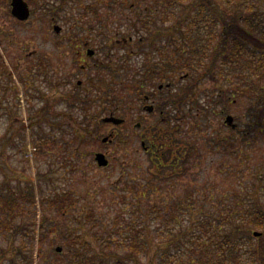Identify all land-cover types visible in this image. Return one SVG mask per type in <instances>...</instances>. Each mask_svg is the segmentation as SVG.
Returning a JSON list of instances; mask_svg holds the SVG:
<instances>
[{"label":"rangeland","instance_id":"obj_1","mask_svg":"<svg viewBox=\"0 0 264 264\" xmlns=\"http://www.w3.org/2000/svg\"><path fill=\"white\" fill-rule=\"evenodd\" d=\"M153 1L128 0V6L122 8L121 0H27L31 17L19 23L11 14V0H0V182L4 171L13 185L28 178L36 187L41 181L45 183L40 174L51 169L54 180L46 184V193L64 189L76 194L75 212H70L67 218L52 208L41 207L40 197H37L33 218L38 232L44 226L46 238L35 251L37 254V249L41 248L44 257L40 260L36 256L34 264H65L63 254L68 250V243L63 233L67 224L71 229L76 228L73 217L87 211L88 207L96 209L98 217L105 220L110 230L115 219L121 220L124 212L129 218L135 196L126 193L127 202L123 203L121 195L133 178L142 176L150 168V148L149 152L144 151L142 143L151 147L155 139L166 136L169 130L178 132L179 137L175 139L185 148L192 143L202 149L204 142L212 139L210 144L214 149L206 152L203 148L200 159L190 160L187 176L181 177L178 184L173 183L171 189L154 195L152 201L170 202L177 195L185 193L187 196L193 190H201V195L210 196L203 202L208 205L214 198L230 197L238 191L244 194L258 191L251 179L253 174L264 175V103L252 107L250 100L239 92L230 104H212L208 110L194 102L192 107L186 106L178 112L176 120L172 115L177 116L176 110L171 111L170 107L164 109L168 113L164 122L159 120L160 115L146 118L148 112L142 106L144 95L150 90H139L135 85L141 80L138 72L148 66L150 47L147 41L141 40L143 32L128 29L125 18L132 20L139 11L151 7ZM131 4L137 6L132 8ZM89 7L96 8L97 13H88ZM158 10H164L163 6ZM54 25L61 27L63 34L69 33L71 25L79 27L73 33L90 41V48L96 50L93 59L84 54L85 59L77 61V55L73 64L68 62L74 71L72 86L75 89L78 80L85 84L91 77L100 76L96 81L104 80L109 84L105 85L107 105L92 103L93 97L89 98L86 108L73 105L65 110L62 103L54 105V95L59 98L65 92L51 87V79L55 77L52 72L56 57L54 42L63 35L56 34ZM99 27L104 30L98 31ZM108 53L114 58L108 59ZM126 54L131 57L125 64L129 70L118 72L119 76L115 75L118 80H115L111 70L119 63L122 65ZM97 61L99 71H82V65H93ZM39 62L45 66L50 62L51 66L48 70L38 66L35 69ZM157 77L160 78V72ZM150 82L149 86L156 89L166 81L151 79ZM214 89L211 80L203 81L196 92L201 105ZM96 95L97 92L92 93ZM112 102L119 108L112 107ZM111 114L125 122L119 128L103 123L102 119ZM228 115L234 117L236 128L226 123ZM138 122L140 128H136ZM98 128L99 137H88L87 129L92 134ZM109 136L113 140L104 143L103 139ZM98 152L107 155L108 166L97 165L95 154ZM211 186L215 189L210 190ZM259 190L264 204V185ZM57 247L63 249L61 254H57Z\"/></svg>","mask_w":264,"mask_h":264},{"label":"trees","instance_id":"obj_2","mask_svg":"<svg viewBox=\"0 0 264 264\" xmlns=\"http://www.w3.org/2000/svg\"><path fill=\"white\" fill-rule=\"evenodd\" d=\"M121 1L122 8L128 6V0ZM161 5L164 10H158ZM89 9L88 13H97L96 8ZM125 20L128 29L143 32L141 40L149 44L144 77L155 79L159 70L160 79L166 76L175 84L178 74H187L184 96L178 86L169 95L168 108L176 110L177 116L169 114L175 120L178 112L194 102L208 110L212 104H230L239 92L252 107L264 103V0H155L132 20ZM107 58L114 56L108 53ZM123 58L122 65L110 71L115 80L118 72L129 70L125 64L131 57L126 54ZM207 79L215 82L217 90L201 105L196 92ZM203 119L207 122V116ZM99 130L92 134L86 131L88 137L96 139ZM177 137V131L169 130L148 146L149 170L133 178L121 195L123 203L127 202L126 193L135 196L129 218L124 212L110 230L94 207L73 217L76 228L67 224L63 233L68 243L65 264H264V204L259 190L264 175L253 174L251 179L258 191H238L230 197L214 198L208 205L203 202L210 196L201 195V190L177 195L170 202L163 203L161 197L152 201L154 195L187 176L190 160L200 159L203 148L206 152L214 149L212 139L201 149L192 143L185 148ZM51 172L40 174L45 183L41 181L36 187L28 178L13 185L4 171L1 174L0 264H34L36 256L40 260L44 257L41 248L35 253L46 238L44 226L38 232L33 218L38 196L41 207L52 208L61 216L67 218L75 212V193L64 189L46 193V184L54 180Z\"/></svg>","mask_w":264,"mask_h":264},{"label":"flooded vegetation","instance_id":"obj_3","mask_svg":"<svg viewBox=\"0 0 264 264\" xmlns=\"http://www.w3.org/2000/svg\"><path fill=\"white\" fill-rule=\"evenodd\" d=\"M11 14H12V8H11ZM13 16V15H12ZM14 17V16H13ZM31 17V16H30ZM29 17V19H30ZM14 19L19 22V23H24L27 22L29 19L25 21H21L14 17ZM56 27L59 28V30H56ZM79 27L75 25H71L68 27L69 33L63 34L61 32L62 28L59 27L58 25H54L53 29L56 32V34L61 36V39L55 40V54L56 57L53 59L55 60V63L53 65V74L55 77H53L51 80V87L52 89L55 90H65L64 93L60 94L59 98H56L54 95V100L55 104L57 103H62L65 106V110L68 108H72L73 105H79L83 108H86L88 106L87 103H89V98L93 97L91 99V102H97L105 106L106 103V95H105V85L109 86V84H106L104 80H98L96 81L100 76L98 77H91L90 80H86V83L84 84L83 81L78 80L77 82V87L74 89L72 84H73V67L70 69V66L68 65V62L70 64H73V58L75 56L80 59H85V55L93 59L96 54V50L90 48V41H86L84 39H80V36L77 34L73 33L78 30ZM83 30V29H82ZM92 50L93 53L89 55V51ZM85 54V55H84ZM19 65V64H18ZM16 65L17 67H19ZM37 66L43 70H48L49 67L51 66L50 62L46 66L44 63L39 62L36 63L35 69ZM148 66H145V70H141L138 72V74L141 76V80H139V83L135 85V88H139V90L143 91H148L150 92L145 93L144 95V104L142 108L148 112V116L146 118H149L150 115H160L159 120L161 119L162 122L166 121L168 119V113L167 110L165 111L164 109H168V101H169V95L171 92H174L176 87L180 89V94L183 97L184 95V87H185V78L187 77L186 73H180L178 75V81L174 84V82H171L168 77L164 76V79H160L159 77H156L155 79L153 78H146L144 75L146 74V69ZM31 67H29L30 69ZM82 71H85L87 73L88 70H94V71H99L100 70V64L95 62L93 65L87 63L85 65L81 66ZM183 74V75H182ZM156 76H159V72L156 73ZM155 81L156 79L166 81V82H161L158 84L157 88H153V86L150 85V80ZM215 83V82H214ZM88 84V85H87ZM113 85V83L111 84ZM149 86V89H147L146 86ZM217 85L215 84V89L214 91L217 90ZM70 89V90H69ZM93 92H97L96 96H92ZM161 95V98L159 97ZM226 105V104H225ZM46 108V107H45ZM119 108V107H115ZM47 109V108H46ZM44 110V109H43ZM167 116V117H166ZM139 118V117H137ZM141 123H137L136 128H140ZM119 128V127H117ZM113 135V133L111 134ZM112 137V136H110ZM144 143V142H143Z\"/></svg>","mask_w":264,"mask_h":264},{"label":"water","instance_id":"obj_4","mask_svg":"<svg viewBox=\"0 0 264 264\" xmlns=\"http://www.w3.org/2000/svg\"><path fill=\"white\" fill-rule=\"evenodd\" d=\"M12 6V14L14 17L18 18L21 21H25L30 17L31 11L29 4L25 0H12L11 2ZM56 30L58 31L59 28L56 27ZM93 51H89V55L92 54ZM103 121L105 123H111L114 125H121L124 123V119H121L119 117H116L114 115L107 116L103 118ZM226 123L229 124L231 127L235 128L236 124L234 123V118L232 115H228L226 117ZM108 137H105L103 139V142L106 143L108 142ZM95 160L98 164L99 167H106L109 165V160L107 159L106 155L104 153L98 152L95 155ZM256 235H259V233H256ZM57 251L60 253L62 252V248L58 247Z\"/></svg>","mask_w":264,"mask_h":264}]
</instances>
